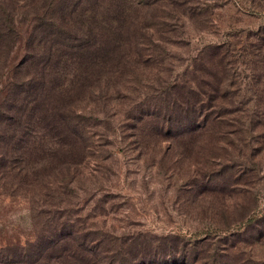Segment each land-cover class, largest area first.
<instances>
[{"label":"rangeland","instance_id":"374dc122","mask_svg":"<svg viewBox=\"0 0 264 264\" xmlns=\"http://www.w3.org/2000/svg\"><path fill=\"white\" fill-rule=\"evenodd\" d=\"M117 2L137 55L74 97L83 146L66 169L0 177V245L63 222L189 264H264V0ZM188 103L205 128L164 119Z\"/></svg>","mask_w":264,"mask_h":264},{"label":"trees","instance_id":"16d2710c","mask_svg":"<svg viewBox=\"0 0 264 264\" xmlns=\"http://www.w3.org/2000/svg\"><path fill=\"white\" fill-rule=\"evenodd\" d=\"M122 19L117 0H0L1 178L23 167L59 171L73 161L83 146V119L72 103L97 82L101 69L121 65L123 57L136 54L132 44L120 37ZM201 106L167 104L164 119L178 112L182 117L177 123L183 121L188 130L203 129L204 121L199 125L196 119ZM67 229L58 222L22 242L0 245V264L197 261L194 255L189 261L185 252L175 256L151 243L135 248L131 238L128 244L122 241L111 247L100 232Z\"/></svg>","mask_w":264,"mask_h":264}]
</instances>
